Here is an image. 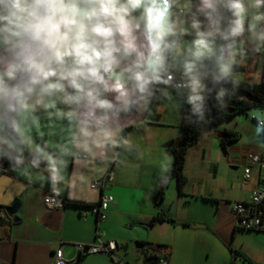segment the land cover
Segmentation results:
<instances>
[{
  "label": "clouds",
  "instance_id": "9594fccd",
  "mask_svg": "<svg viewBox=\"0 0 264 264\" xmlns=\"http://www.w3.org/2000/svg\"><path fill=\"white\" fill-rule=\"evenodd\" d=\"M261 52L264 0H0V183L103 171L158 100L199 126Z\"/></svg>",
  "mask_w": 264,
  "mask_h": 264
},
{
  "label": "crops",
  "instance_id": "0c3cea01",
  "mask_svg": "<svg viewBox=\"0 0 264 264\" xmlns=\"http://www.w3.org/2000/svg\"><path fill=\"white\" fill-rule=\"evenodd\" d=\"M239 65L241 71L235 73L237 79L261 81L262 52L249 53ZM150 108V111L124 118L129 122L125 131L133 150L121 152L118 161L109 163L101 172L90 165L68 164L57 186L60 197L68 202L62 207L45 205L44 196L52 191L46 183L41 186L35 174L25 178L4 170V175L14 179L11 183H0V208L11 206L13 212L12 215L5 212L0 223V264H53L54 252L60 243L67 261L115 264L106 253L80 257L77 254L75 242L95 243L102 232L104 239L117 241L115 253L118 256L131 264H144V246L139 242L148 244L145 248H149V253H157L154 247L158 243L152 235L171 224L155 219L162 213L188 224L186 227L191 222H199L220 232L222 224L231 226L232 203L247 200L258 187L260 176L259 166L254 165L249 179H245L242 172L241 182L237 171L231 168L245 167L248 155L264 152V147L239 139L224 150L220 138L208 130L202 132L187 151V182L180 194L174 175L168 183H160V178H167V171L171 170L172 155L168 149L172 140L177 141L182 136L181 115L163 100L155 101ZM253 109L245 115L257 119L259 112L254 110L256 113H253ZM261 109L259 119L264 120V109ZM249 117L238 114L214 127L238 131L241 138L250 127ZM108 171L113 172L108 189L113 200L109 203L107 218L97 224L91 205L99 202L101 190L90 184ZM168 262L181 264L177 260L171 263L169 257Z\"/></svg>",
  "mask_w": 264,
  "mask_h": 264
},
{
  "label": "rangeland",
  "instance_id": "374dc122",
  "mask_svg": "<svg viewBox=\"0 0 264 264\" xmlns=\"http://www.w3.org/2000/svg\"><path fill=\"white\" fill-rule=\"evenodd\" d=\"M261 110L255 107L253 113L262 118ZM241 116L249 117L245 114ZM249 123L248 132L240 139L264 147V138L256 131L257 123L250 117ZM238 166V169L231 170L237 171V179L242 182L244 167ZM193 223L201 224L191 222ZM191 224L186 227L177 221V224L166 225L152 235L156 243L167 245L166 252L171 263L177 260L181 264H264V231L236 227L233 212L231 226L222 224L220 232L204 224L203 227H193ZM156 252L160 253L159 250Z\"/></svg>",
  "mask_w": 264,
  "mask_h": 264
},
{
  "label": "built area",
  "instance_id": "2783aa9c",
  "mask_svg": "<svg viewBox=\"0 0 264 264\" xmlns=\"http://www.w3.org/2000/svg\"><path fill=\"white\" fill-rule=\"evenodd\" d=\"M255 118V117H252ZM247 164L244 167L243 176L249 179L252 168L258 165L260 169L259 184L254 189L247 200L235 201L232 203L231 210L236 217V226L251 230L264 231V152H251L247 157ZM6 170V165H5ZM113 180V172L108 171L105 175L91 182L90 186L101 190L100 200L92 207V211L96 214V223L107 218V209L109 203L113 200V194L109 192L110 182ZM44 203L48 207H62L64 205L63 198L60 193L50 192L45 194ZM5 213L4 208H0V223L3 221ZM104 232L99 233L97 241L92 244L82 242H75L74 246L77 254L80 256H87L90 254L106 253L115 264H131L118 256L115 252L118 249V243L115 239H104ZM53 264H77L75 261H67L62 255V243L54 252ZM154 264H169L168 256L165 249L158 253V258Z\"/></svg>",
  "mask_w": 264,
  "mask_h": 264
},
{
  "label": "trees",
  "instance_id": "16d2710c",
  "mask_svg": "<svg viewBox=\"0 0 264 264\" xmlns=\"http://www.w3.org/2000/svg\"><path fill=\"white\" fill-rule=\"evenodd\" d=\"M262 57L263 70L260 82L237 79L238 87L231 93V96L227 99L226 105L223 108L219 109L216 107H211L209 113L206 116V120L199 126L188 124L181 118V128L183 130L182 136L177 141L172 140L171 145L168 149L169 153L172 155V175H174L177 179V185L180 194H183V188L187 182V176L185 174L187 151L192 144L197 142L201 133L209 130L211 127L215 126L225 119L242 113L247 114L248 111L252 108L259 107L264 109V52H262ZM252 119L257 123L256 118ZM223 132V136L220 137V144L224 150L226 149V146L228 144L237 142L240 139V133L238 131L232 129H224ZM260 137L264 138V131L260 132ZM162 193L163 191H160V194ZM63 201L64 204L68 203L66 199H63ZM95 204L91 205V208ZM155 219L168 221L171 224H177V221L173 217H169L163 213ZM154 220L152 222H154ZM152 222L148 224L150 225L152 224ZM184 225L188 224L185 223ZM139 243L140 245L144 246L142 251L145 256L144 264H154L156 262V259L158 258V254L149 253V248H145V245H148L147 243ZM163 249L167 250V245L157 244L156 247H154V250L156 251H161Z\"/></svg>",
  "mask_w": 264,
  "mask_h": 264
},
{
  "label": "water",
  "instance_id": "95a60500",
  "mask_svg": "<svg viewBox=\"0 0 264 264\" xmlns=\"http://www.w3.org/2000/svg\"><path fill=\"white\" fill-rule=\"evenodd\" d=\"M238 71H241V66H240L239 64L237 65V68H236V72H238ZM208 132H209L210 134H212L213 136L218 137V138L222 137L223 134H224L223 130H218V129H216L214 126L211 127V128L208 130ZM171 175H172V170H168V171H167V180H166V183H168V181H169ZM5 212H6L7 215H12V212H13L12 207H11V206H7V207H5ZM191 225H192L193 227H203L202 224H195V223H193V224H191ZM237 254H238V253H237Z\"/></svg>",
  "mask_w": 264,
  "mask_h": 264
}]
</instances>
